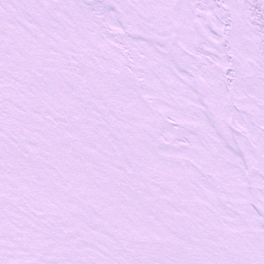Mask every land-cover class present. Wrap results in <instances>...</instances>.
<instances>
[{
  "label": "snow or ice",
  "instance_id": "snow-or-ice-1",
  "mask_svg": "<svg viewBox=\"0 0 264 264\" xmlns=\"http://www.w3.org/2000/svg\"><path fill=\"white\" fill-rule=\"evenodd\" d=\"M0 264H264V0H0Z\"/></svg>",
  "mask_w": 264,
  "mask_h": 264
}]
</instances>
